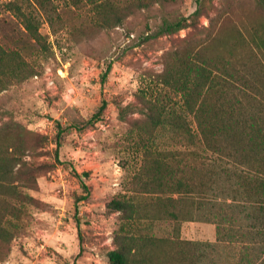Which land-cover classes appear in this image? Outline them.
I'll list each match as a JSON object with an SVG mask.
<instances>
[{"label":"rangeland","instance_id":"1","mask_svg":"<svg viewBox=\"0 0 264 264\" xmlns=\"http://www.w3.org/2000/svg\"><path fill=\"white\" fill-rule=\"evenodd\" d=\"M13 1L0 0V45L20 56L28 75L3 83L0 129L22 138L23 160L32 175L19 185V191L30 199L16 203L18 219L11 217L15 235L0 247V264H109L106 253L114 248V233L122 224L120 213L108 212L106 205L124 192V185L141 165V141L133 126L141 118L136 111L138 96H160L169 102V89L154 79L163 70L164 54L187 41L215 34L220 27L216 16L227 4L242 12L240 20L235 14L236 26H247L253 49L252 53L244 50L242 56L251 70L260 72L264 48L260 50L258 44L264 33L255 34L253 28L264 22V12L258 0H211L196 28L160 35L164 19L187 17L197 6V0H170L165 7L156 5L115 29L94 34L90 6L43 0V10L31 1L24 8L36 18L45 43L41 47L9 9ZM47 9L52 11L56 34L47 20ZM256 83L264 90L262 82ZM251 96L249 110H264V93L252 91ZM104 100L107 106L101 119L88 123ZM174 100L179 102V97ZM74 170L88 172L84 179L88 193ZM149 227L159 237L175 234L171 224ZM179 236L214 241L215 225L185 221Z\"/></svg>","mask_w":264,"mask_h":264},{"label":"trees","instance_id":"2","mask_svg":"<svg viewBox=\"0 0 264 264\" xmlns=\"http://www.w3.org/2000/svg\"><path fill=\"white\" fill-rule=\"evenodd\" d=\"M31 1L45 10L43 0H14L8 7L29 37L45 47L36 18L24 8ZM210 1L197 0L187 17L164 19L157 33L196 28ZM68 2L90 6L98 34L156 5L165 7L170 0ZM258 4L264 12V0ZM235 10L230 4L221 10L215 34L164 54L163 70L154 79L169 89V102L160 96L137 98L141 118L133 126L141 141V165L124 192L106 205L108 212L120 213L122 224L114 233V248L106 253L109 264H264V110L248 107L252 91L264 93L256 83L264 84V69L251 70L242 56L244 50L252 53L251 33L247 26H236V15L240 20L242 12ZM51 12L47 9L46 17L56 34ZM253 29L264 33V22ZM258 45L264 48L263 37ZM26 67L16 52L0 45V91L4 82L25 79ZM106 106L102 101L88 123L99 121ZM24 147L17 132L0 129V247L15 235L11 217L18 219L16 203L30 199L19 191L32 175L23 160ZM73 173L88 193V172ZM185 221L214 224L215 240L182 239L179 231ZM155 223L171 224L175 234L153 235L148 230Z\"/></svg>","mask_w":264,"mask_h":264},{"label":"built area","instance_id":"3","mask_svg":"<svg viewBox=\"0 0 264 264\" xmlns=\"http://www.w3.org/2000/svg\"><path fill=\"white\" fill-rule=\"evenodd\" d=\"M3 1H10V0H3Z\"/></svg>","mask_w":264,"mask_h":264}]
</instances>
